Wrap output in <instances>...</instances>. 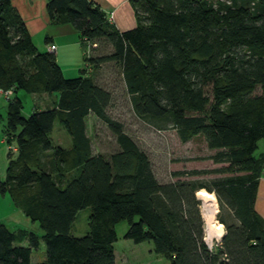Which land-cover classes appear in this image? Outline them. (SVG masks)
I'll list each match as a JSON object with an SVG mask.
<instances>
[{
	"label": "trees",
	"instance_id": "16d2710c",
	"mask_svg": "<svg viewBox=\"0 0 264 264\" xmlns=\"http://www.w3.org/2000/svg\"><path fill=\"white\" fill-rule=\"evenodd\" d=\"M132 5L137 27L119 32L91 0L47 1L50 24L71 25L87 48L86 70L66 79L55 55L38 51L10 0H0V91L12 92L3 134L15 148L7 152L0 195L42 233L0 223V264H33L40 240L45 259L35 264H116L121 222L124 239L151 243L170 264H264V221L254 208L264 173V156H254L264 139V0ZM102 47L110 52L96 55ZM108 63L119 69L136 118L168 123L182 143L202 137L215 152L208 159L222 166L174 171L173 181L159 183L146 153L108 114L111 91L88 75ZM19 92L57 100L25 117ZM89 115L115 138L118 149L108 158L92 153ZM55 122L70 137L69 149L52 144ZM205 173L221 177L211 186L187 180ZM201 190L215 194L236 221L219 219L226 235L215 252L203 240ZM86 208L88 233L75 237L76 214Z\"/></svg>",
	"mask_w": 264,
	"mask_h": 264
},
{
	"label": "rangeland",
	"instance_id": "374dc122",
	"mask_svg": "<svg viewBox=\"0 0 264 264\" xmlns=\"http://www.w3.org/2000/svg\"><path fill=\"white\" fill-rule=\"evenodd\" d=\"M215 2L216 0H211ZM85 52L86 47H82ZM110 52V48L102 47L96 55H103ZM78 67L76 72L66 79L78 78L80 71L85 69L84 62ZM88 75L93 77L96 83L112 93V101L108 109V114L115 120L121 122L125 132L136 142L139 148L148 156L154 175L159 183L166 184L173 181L171 174L174 171H211L220 168L222 165L214 164L208 159L215 152L210 151L206 147V143L202 137H195L187 143H182L176 132L168 123L152 122L146 123L139 120L133 114L131 109L129 96L125 93L123 83L121 81L119 69L112 63L103 65L98 70L90 68ZM22 102V115L30 116L34 109L50 108L54 98L49 95H29L19 92L17 95ZM12 96H10L11 98ZM0 171L4 175L7 168V152L8 150L15 152L13 145L5 142L3 134V126L6 121L7 100L0 99ZM86 134L90 139L92 153L94 155H103L108 158L112 153L117 151L118 147L114 136L108 130L106 125L89 115L86 118ZM51 142L54 146L62 149H69L71 139L58 122L54 123L52 133L50 135ZM46 159L50 154H47ZM254 156L259 158L264 156V139L258 141ZM4 170V171H3ZM221 177L216 173H205L195 177H189L196 183L211 186V183ZM208 192V191H206ZM210 193V192H208ZM212 194V193H210ZM198 199L197 195L195 194ZM216 202L215 221L221 224L219 219L225 221L229 226L235 225L236 221L231 216L228 208L222 204L219 205L217 196L214 194ZM199 200V199H198ZM199 212L203 221L202 202L199 200ZM90 210L88 208L78 211L75 221L72 225L71 233L75 237H83L88 233V218ZM0 222L10 230L26 229L41 236V231L37 223L31 222L23 213L16 209L9 196L0 195ZM205 221H203V240L207 248L215 252L221 246L222 237L226 235V227L222 225L223 236L220 240L213 241L210 245L205 242ZM127 230V223L121 222L115 227L117 241L114 244L115 263L116 264H170L163 256H158L152 251V244L145 242L134 244L130 240L124 239ZM207 237V235H206ZM45 259V246L40 240L39 248L31 253V263H40Z\"/></svg>",
	"mask_w": 264,
	"mask_h": 264
},
{
	"label": "crops",
	"instance_id": "0c3cea01",
	"mask_svg": "<svg viewBox=\"0 0 264 264\" xmlns=\"http://www.w3.org/2000/svg\"><path fill=\"white\" fill-rule=\"evenodd\" d=\"M47 1L48 0H10V4L22 19L26 31L32 38L38 51L52 53L49 47H56L53 52L56 63L60 67L63 76L69 77L76 72L78 67L82 64L81 62L84 60L81 39L76 30L69 24H50L46 10ZM91 1L97 4L108 18L112 16V25L119 32H127L137 27V18L133 9L132 0ZM51 97L54 98V101L57 100L56 94L51 95ZM4 98L2 91H0V99ZM37 110H44V108H37ZM4 177L5 174L2 175L0 171V180L3 181ZM254 208L264 221V173H262L259 178ZM0 223L4 224L3 222ZM17 230L30 232L29 230L21 228L11 231Z\"/></svg>",
	"mask_w": 264,
	"mask_h": 264
},
{
	"label": "bare ground",
	"instance_id": "6f19581e",
	"mask_svg": "<svg viewBox=\"0 0 264 264\" xmlns=\"http://www.w3.org/2000/svg\"><path fill=\"white\" fill-rule=\"evenodd\" d=\"M197 197L202 202L203 217L205 221V230H206V243L210 245L215 240H220L223 236L222 234V225L217 224L215 221L216 215V202L213 194L201 190L197 193Z\"/></svg>",
	"mask_w": 264,
	"mask_h": 264
},
{
	"label": "built area",
	"instance_id": "2783aa9c",
	"mask_svg": "<svg viewBox=\"0 0 264 264\" xmlns=\"http://www.w3.org/2000/svg\"><path fill=\"white\" fill-rule=\"evenodd\" d=\"M108 21L112 24V16L109 17ZM49 49H50V52L53 53L55 51L56 47L55 46H50ZM2 93H3V95H4V97L6 99H8L12 95V92L11 91L2 92Z\"/></svg>",
	"mask_w": 264,
	"mask_h": 264
}]
</instances>
